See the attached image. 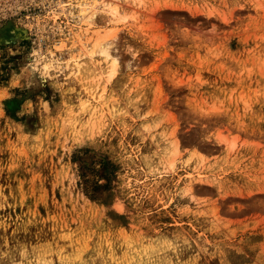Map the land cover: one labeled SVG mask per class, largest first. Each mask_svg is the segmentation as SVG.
Masks as SVG:
<instances>
[{"label": "rangeland", "instance_id": "obj_1", "mask_svg": "<svg viewBox=\"0 0 264 264\" xmlns=\"http://www.w3.org/2000/svg\"><path fill=\"white\" fill-rule=\"evenodd\" d=\"M67 1L0 0V264H264V0Z\"/></svg>", "mask_w": 264, "mask_h": 264}, {"label": "bare ground", "instance_id": "obj_2", "mask_svg": "<svg viewBox=\"0 0 264 264\" xmlns=\"http://www.w3.org/2000/svg\"><path fill=\"white\" fill-rule=\"evenodd\" d=\"M69 1H67V5L68 4H73V2H75L74 5L76 7H78L77 13H78V17H79V18L78 17H76V18L80 19V22L83 21L84 23L83 22L82 23L86 24L87 26L88 25L89 26H93V25L97 24L95 13L99 9L102 12H104V14L106 15L105 18L108 21H111V20L114 21L115 16L118 15V13H117L118 12V6H117L116 3H112V1H117V0H100V1L99 0H91V3H89V1H86V0L85 1H81V2H78L76 0H69ZM70 7H71V5H70ZM73 14H76V13H73ZM106 19L104 21H107ZM9 24L7 23V25L4 28H8L10 26ZM83 27H85V26H83ZM68 28L70 30V27H68ZM77 28H79V27H77ZM84 29H85V31H87V27L84 28ZM85 31L80 29V33L81 32H85ZM67 33H69V31ZM113 36H115V35H113ZM77 38L78 39H82L80 34L77 36ZM108 40L104 39L102 41H100V40L95 41V43L92 44L93 48H91V50L89 49L90 50L89 52H90L91 56L97 55V56H100V58H106L107 60L108 59L112 60L111 61V69H110L109 73H114V72L117 71V68H118L117 64L118 63H116L117 58H115V56H113V54L109 53ZM111 40L112 39H110V41ZM82 43H83V47H87V43L85 41H83ZM50 55H51V53H50ZM71 57L72 56H70V58ZM45 61L46 62L42 63V66L44 68H47V67H49L52 64V60L51 59L45 60Z\"/></svg>", "mask_w": 264, "mask_h": 264}]
</instances>
